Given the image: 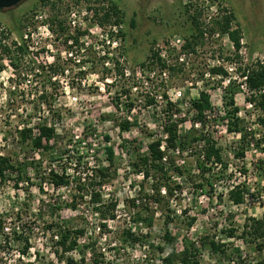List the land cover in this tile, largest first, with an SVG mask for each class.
I'll return each instance as SVG.
<instances>
[{
    "label": "rangeland",
    "instance_id": "rangeland-1",
    "mask_svg": "<svg viewBox=\"0 0 264 264\" xmlns=\"http://www.w3.org/2000/svg\"><path fill=\"white\" fill-rule=\"evenodd\" d=\"M54 1L68 26L80 24L82 29L90 30L91 35L84 38L87 47L73 56L50 30L48 19L52 10L41 0H26L17 7L0 11L2 44L11 45L13 40L20 43L21 34H24L30 54L42 63L57 64L59 69L53 84L47 87L54 105L50 110L38 105L34 109L31 93L35 95L44 79L18 75L8 58L0 61V151L17 165L27 161L31 165L30 179L18 180L15 172L6 180H0V217H4L5 234L12 240L10 248L2 252L0 264L4 261L19 264L57 262L58 241L52 240V232L47 227L52 221H67L72 227H84L79 249L68 253L79 264H94L95 258L102 261L101 264H161L157 254L154 256L125 236V229L135 223L133 213L124 202L137 196L141 188L143 178L132 166L136 155L145 152L151 141L165 135L164 91L180 105L186 117L180 132L211 133L223 149L228 168L214 183V190L208 186L212 198L197 190L191 182L183 181V192L173 196L169 206L155 209L150 239L160 242L169 214L172 218L170 228L180 238V243L185 237L198 240L209 235L224 244V255L212 252L209 247L202 248V264L264 261V252L241 236L242 225L248 217L264 215V163L255 165L258 160L264 161V144L263 149L250 147L245 158L237 154L241 134L228 129V111L232 108L227 103L228 80L221 85L220 78L209 72L210 68L222 65L236 76L234 67L242 58L244 63H249L251 56L264 60V0H196L194 4L184 3V0H114L126 18L121 25L126 38L115 39L112 45V48L120 45L124 51V76L105 70V67L111 69L103 58L108 50L111 26L94 24L87 9L103 0L90 3L87 0ZM216 5L220 18L224 14L234 15L232 28L239 27L242 36L241 59L235 57L236 47L228 33H222L215 22ZM132 18L134 27L130 24ZM193 18L198 20L197 24ZM192 34L196 38L190 37ZM188 39L193 41L191 46L185 47ZM157 51L161 52L166 68L162 69L160 64L141 66ZM204 88L211 93L214 108L201 122L194 118L190 103ZM247 96L248 90L241 82L234 94L240 110L238 115L245 129H254L264 138L259 111L247 101ZM152 97L156 102L149 105L147 101ZM58 110L62 112V119L56 123L59 138L51 149L42 152L31 140L22 141L21 127L39 121L51 122ZM126 118L136 123L130 130L122 131L120 125ZM105 135H109L110 140ZM109 145L115 149L116 162L101 191L104 200H117L119 206L117 218L109 220L105 229L100 227V217L93 212L89 197L78 198V208L73 209L70 207L74 194L71 186L55 188L48 178L41 177L47 176L51 168L60 169L64 164L77 176L84 175L87 167L109 166L105 150ZM80 154L83 159L78 164ZM195 162L192 153L184 154L180 160L191 168L196 166ZM238 183H246L251 189L241 205L228 198L229 189ZM144 185L149 187L147 181ZM218 194L223 196L222 200ZM193 217L196 220L189 225ZM140 226L146 231L144 225ZM3 236L0 235V239ZM25 237L30 239L31 248L26 256H21ZM146 252L156 260H148Z\"/></svg>",
    "mask_w": 264,
    "mask_h": 264
},
{
    "label": "trees",
    "instance_id": "trees-1",
    "mask_svg": "<svg viewBox=\"0 0 264 264\" xmlns=\"http://www.w3.org/2000/svg\"><path fill=\"white\" fill-rule=\"evenodd\" d=\"M87 1L91 2V0ZM41 3L51 8L52 13L48 19L49 28L57 34L56 38L65 46L70 56L85 49L87 46L84 38L88 34L91 35L90 30L87 28L82 29L80 24L75 25V27L68 26L66 18H61V13L56 9L57 1L41 0ZM87 9L93 16L94 24H98L100 27L111 26L110 40L107 45L108 50L105 51V57L103 56L105 60L107 59V65L111 69L105 67V70L112 73L114 71L118 76H124L126 74L122 64L124 51L120 45L112 48L115 39L122 41L126 38V32L121 26L126 22L124 11L114 0H103V3L97 6L93 5ZM219 18V16L214 18L217 26L222 33H228L236 47L235 57L241 59L242 36L239 27L236 29L232 28L234 15L229 13ZM194 23L197 24L198 20L194 19ZM130 24L132 27L135 26L133 18ZM115 27L116 29H114ZM190 37L196 38L195 34ZM21 39L20 43L17 40H13L11 45H4L0 41V61L5 57L8 58L14 72L18 75L31 76L37 80L44 79V84H41L40 89L37 88L35 95L31 93L33 94L31 96H34L33 108H37L36 106L38 105L41 108L47 107L50 110L54 105V101L49 98L47 87L53 84V77L59 74V69L56 67L57 64H45L39 61L38 58L33 57L30 54L24 34H21ZM192 41V39H188L184 46H191ZM26 56L27 59H24ZM242 59L234 67L236 76L232 75L229 68L222 65L210 68L209 72L212 76L217 75L220 78L221 85L228 80L227 103L232 105V108L228 111V116L230 117L228 129L241 134L240 147L237 154L245 158L246 152L250 147L256 146L258 149H263L264 138L260 137L259 133L254 129H245L242 124L243 121L238 115L240 110L236 105L234 94L236 93V88L243 82L248 90L247 101L259 111V125L264 127V60L254 59L251 56V61L244 63V59ZM154 64H160L162 69L167 67L166 63L162 62L160 51L154 52L152 58L142 62L141 66H152ZM48 70H50L49 73ZM163 98L165 135L151 141L147 150L137 154L136 160L132 163L133 171L141 175L143 179L138 195L127 198L124 202L129 207L130 212L133 213V222L135 223V226H130L124 232L125 236L133 244L144 246L154 256L157 254L161 264H202V248L209 247L212 252L224 255L226 254L224 244L209 235L201 236L198 240L185 237L180 243V238L170 228L172 218L169 214L164 221L165 229L159 240L160 242L151 240L150 230L154 226L155 209L169 206L170 199L176 194L183 192V181L191 182L197 190L205 192L212 198L213 194L208 190V186L214 190V183L218 177L225 174L224 171L227 170L228 163L225 161L222 147L211 133L200 132L193 134L192 132H187L182 134L180 126L186 121V117L182 115V108L169 97L167 91L163 92ZM147 102L149 105L154 104L156 99L152 97ZM190 104V109L195 112L194 118L201 122L206 120L214 108L212 95L205 88L199 91L198 97L191 99ZM61 119L62 112L58 110L57 116L51 122L39 121L35 125L21 127L19 133L22 141L31 140L33 146L42 152L51 149L53 142H56L59 138L56 123ZM135 123L136 121L126 118L120 126L122 131H125L130 130ZM105 138L110 140L109 135H105ZM105 150L109 166L94 165V167H87L84 175L77 176L71 174L69 172L70 167L64 164L60 169L51 168L48 171V175L41 178H48L55 188L71 186L74 194H72L73 198L70 207H73V209L78 208V198L84 200L89 197L93 212L100 217V227L106 229L108 221L117 218L119 201H106L103 199L101 186L106 178L111 176L112 166L116 162L114 147L109 145ZM76 152L80 153L79 149ZM186 153L195 155V167L191 168L187 164L180 163L182 156ZM82 155L80 154L77 157L78 164L83 159ZM263 163L264 161L261 159L255 165L260 166ZM30 168L31 165L28 161L17 165L10 156L0 151L1 181L6 180L15 172L18 174V180H25V177L30 179L28 175ZM35 171H37L36 174H39L36 168ZM145 181L149 183L148 188L144 185ZM250 194L251 189L246 183H238L231 186L228 191V198L232 203L241 205L245 203ZM217 197L219 200L223 199L221 194H218ZM195 220L196 217H193L189 225H192ZM140 225H144L146 231ZM47 227L52 232V240L58 241V247L55 250L58 261L55 263L50 262L49 264H79V261L74 256L68 255V253L79 249V239L84 234V227H72L67 221H52ZM5 229V219L2 216L0 217V235L3 236L5 234ZM241 236L248 241L250 240L258 251L264 252V215L260 218L248 217L242 225ZM3 237L0 239V261L3 258L2 252H4L5 248H10L12 243V240L6 234ZM20 238H23V236H20ZM24 240L25 244L21 249V256H26L31 248L30 239L25 237ZM145 255L148 260H156V257H148L147 252ZM82 260H85V258L82 257ZM101 262L97 258L93 261L94 264H101ZM3 264L19 263L4 261ZM254 264H264V261H258Z\"/></svg>",
    "mask_w": 264,
    "mask_h": 264
},
{
    "label": "water",
    "instance_id": "water-1",
    "mask_svg": "<svg viewBox=\"0 0 264 264\" xmlns=\"http://www.w3.org/2000/svg\"><path fill=\"white\" fill-rule=\"evenodd\" d=\"M26 0H0V11L19 6Z\"/></svg>",
    "mask_w": 264,
    "mask_h": 264
},
{
    "label": "built area",
    "instance_id": "built-area-1",
    "mask_svg": "<svg viewBox=\"0 0 264 264\" xmlns=\"http://www.w3.org/2000/svg\"><path fill=\"white\" fill-rule=\"evenodd\" d=\"M195 2H196V0H184V3H187V4H194ZM214 11H215V12L213 13L214 17L220 15V12H219V10H218V5L215 6ZM79 240H80V239H79Z\"/></svg>",
    "mask_w": 264,
    "mask_h": 264
}]
</instances>
